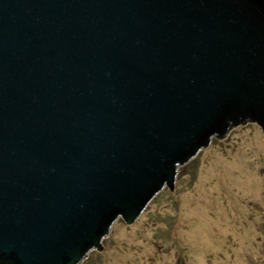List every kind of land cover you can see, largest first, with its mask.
Segmentation results:
<instances>
[{
	"label": "water",
	"instance_id": "95a60500",
	"mask_svg": "<svg viewBox=\"0 0 264 264\" xmlns=\"http://www.w3.org/2000/svg\"><path fill=\"white\" fill-rule=\"evenodd\" d=\"M250 122L264 0H0V264L83 263Z\"/></svg>",
	"mask_w": 264,
	"mask_h": 264
},
{
	"label": "rangeland",
	"instance_id": "374dc122",
	"mask_svg": "<svg viewBox=\"0 0 264 264\" xmlns=\"http://www.w3.org/2000/svg\"><path fill=\"white\" fill-rule=\"evenodd\" d=\"M81 264H264V130L214 138L138 222L122 217Z\"/></svg>",
	"mask_w": 264,
	"mask_h": 264
}]
</instances>
